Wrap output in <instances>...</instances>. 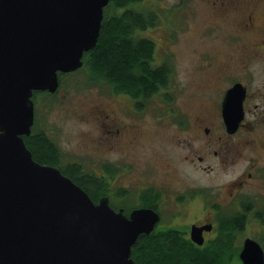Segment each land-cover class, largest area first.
<instances>
[{"label":"water","instance_id":"95a60500","mask_svg":"<svg viewBox=\"0 0 264 264\" xmlns=\"http://www.w3.org/2000/svg\"><path fill=\"white\" fill-rule=\"evenodd\" d=\"M109 0H0V264H136L132 244L159 220L155 210L115 209L94 201L60 168L32 157L23 135L34 121L32 93L54 92L58 74L83 64L97 42ZM243 88L224 94L230 131L242 117ZM190 236L203 242L202 230ZM241 264H264L252 237L242 241Z\"/></svg>","mask_w":264,"mask_h":264},{"label":"flooded vegetation","instance_id":"af4514ba","mask_svg":"<svg viewBox=\"0 0 264 264\" xmlns=\"http://www.w3.org/2000/svg\"><path fill=\"white\" fill-rule=\"evenodd\" d=\"M161 2L155 3L157 7L149 9V12L154 17L153 25L161 30H166L163 40L176 41L177 37L173 34L171 25L173 26L177 14H184V18L189 17L188 22L196 5H203L213 15L214 22L209 27L207 39L209 41L220 40L224 52L227 54V60L219 68H216L213 61L208 63L210 68L209 78L213 89L210 94H199L204 100L208 101V105L196 106L193 110L188 111L183 109V104L178 95L176 97L170 95L169 91L173 88L170 87L169 81L165 86L159 88L157 94H163V101L165 102L163 106L167 110L164 119L160 120H163L168 129L174 131V146L180 152L179 158H176L172 154L174 147L172 149L162 148L167 162L163 179L160 182L153 180V182L142 186L136 185L129 178L128 183L129 186H132L131 189L126 188V190L119 191L117 194L118 189L113 187L114 181L110 182V178L115 174V170L122 169V165L123 168L125 167L127 157L122 164H102L97 168L103 171L102 166H105L104 172L95 174L103 176L104 180L106 179L105 185L108 192L106 196L113 208L119 209L121 207L128 212L133 208H151L159 216L153 230L175 227L178 229V237L182 238L185 244H191L192 247L196 245L207 247L222 232L221 227L214 224L219 203L217 205L209 202L205 196L200 194V197H198L195 192H177L178 188L173 187L174 184L171 181L172 173L181 177L180 165L182 164L194 167L206 174L212 173L214 169L215 171H219V169L237 171L235 178L229 180L226 189L234 198L232 204L237 208V217L240 216L242 219L240 227L245 224V219L252 215L253 211L257 215L261 213L263 215L257 219L258 221L261 218L263 219V229L260 233L264 236V209L256 212L254 202L247 203L243 200L248 191H257L261 193L264 199V159L254 156L258 151L264 152V142L260 141L261 136L264 137V0H172L171 3L163 0ZM164 9H166V12L161 13ZM209 56L210 59L214 58V54L209 53ZM152 64L154 66H166L165 62L161 60L155 63L153 59ZM104 82L109 85L106 81ZM234 84H239L243 88L244 97L241 102L243 118L235 129L230 131L222 116V101L225 92ZM197 93L193 91L191 97L196 96ZM119 94L122 93L112 91L113 101L122 102L119 99ZM123 96V99L127 97L129 99L128 112L118 114V112L108 109L109 107L107 108L104 102L97 104L93 109L88 107L87 112L89 114H85L84 119L96 118L102 126V132L100 131L99 136L95 137L93 134H88L92 141L95 142L96 139L102 142V134H104L106 135L105 148L108 146L110 152H120L121 157L127 155L126 152L129 151L128 157L131 161H136V158L137 160L142 158L139 148V146L144 147L141 142L142 129L154 120L146 122L144 118L147 109H149V98L146 102L138 105L137 100L132 99L126 93ZM121 115L128 119L123 120ZM34 123L35 116L29 135L33 132ZM38 131L42 132V130ZM48 138L57 152V161L64 166L65 164L76 165L82 175H94L95 169L90 168L87 170L78 159L65 160L64 162L60 154L61 151L56 146L54 139L50 136ZM134 148L137 149L135 151H138V155L134 152ZM132 166L135 168L133 164ZM186 188L188 187L183 185V189ZM126 197L129 202H124ZM194 197L204 204V208L208 209V214H212V218L204 215L202 219L189 222L190 227L188 223L183 224L184 229L178 227V223L177 226L160 227L166 217L168 219L167 223H174L176 217H178L177 215L183 216L187 204L190 205L189 203L193 202L191 200ZM191 225H210L209 228L201 232V236H203L202 243L199 244L192 240L190 236ZM247 237L255 239L253 235H249L245 236L243 240ZM242 241L239 244L240 248ZM258 243L261 244V242Z\"/></svg>","mask_w":264,"mask_h":264},{"label":"rangeland","instance_id":"374dc122","mask_svg":"<svg viewBox=\"0 0 264 264\" xmlns=\"http://www.w3.org/2000/svg\"><path fill=\"white\" fill-rule=\"evenodd\" d=\"M158 1L161 2L163 0H139L136 3H132L131 7L151 16L154 22L153 14L149 12V9L156 8L157 5L155 3ZM164 1L168 3L172 2V0ZM164 12H166V9L161 11V13ZM188 18H184V14H177L173 26L171 25L173 34L177 37L174 42H168L166 39L163 40L166 30L164 31L155 27L153 23L144 27L143 30H136L134 35L137 37H147L153 42L155 46L153 52L154 62L158 63L159 60L164 61L166 66L171 70L168 78L170 87L173 89L169 91L170 95L175 97L178 95L183 104V109L190 111L196 106L208 105V101L199 96V94L204 93L206 95L210 94L213 89L209 78L210 68L208 63L213 61L216 68H219L223 65L222 63L226 62L227 54H225L220 40L209 41L207 39L209 27L214 24L213 15H211V12L207 8L203 5H196L191 19L187 22ZM209 53L214 54V58L210 59ZM81 68L63 75L61 80L58 81L59 85L57 89L51 92L53 95L38 94L40 91L47 92L46 90L34 91L32 93L35 116L33 130H43L54 139L56 146L61 151L60 154L64 162L65 160L78 159L87 170L90 168L95 169L94 175L99 174L97 172H104L105 166H102L104 168L102 169L103 171L97 168L102 164L106 165L108 163L109 165L111 163L112 165H118L127 159L125 167L123 168L122 165V169L115 170V174L110 178V182L114 181L113 187L118 189L117 194L119 191L132 187L129 186V178L136 185L142 186L153 182V180L160 182L163 179L165 164L167 162L162 148L172 149L174 147L172 150L173 156L179 158L180 155V152L174 146V131L170 130V128L168 129L163 120H160L164 119L165 112H167L165 106H163L165 103L163 101V94H156L148 99L149 109H147L144 118L146 122L154 120L155 123L153 121L152 123H148L146 127H143L141 142L144 144V147L139 146L142 158L139 160L136 158V161H131L128 157L129 151L126 152L127 155L121 157L120 152H110L108 146L105 148L106 135L102 134V142L96 139L95 142L92 141L88 134H93L95 137L99 136L102 132V126L96 118L90 120L84 119L85 114L88 113V107H92L93 109L97 104L104 102L107 108L109 107L108 109H112L118 112V114L126 113L129 106L128 97L123 99L122 93L119 94V99L122 102L113 101L110 86L100 79L91 80L88 77V73L84 69L80 70ZM193 91L198 93L196 96L191 97ZM122 117L123 120L128 119L124 115ZM260 141L264 142L263 136H261ZM135 150L137 149L134 148V152L137 154L138 151ZM254 156L264 159V152L258 151ZM132 164L135 168H133ZM180 169L182 178L175 173H172L171 177V181L174 184L173 187L178 188L177 192H195L198 197H200V194L205 196L209 202L217 205L219 203L214 218L215 226H220L221 221L233 219L238 215L236 206L232 204L234 203L232 202L234 198L231 197L226 189L227 184L230 182L229 180L235 178L237 171H223L220 169L219 171H215L214 169L212 173L206 174L184 164L180 165ZM98 176L99 178H103L101 175L94 177ZM104 181L106 183V179ZM108 184L110 185L109 182ZM183 185L188 188L183 189ZM247 193V196L243 198L244 202H254L256 204V212L263 211L264 199L261 193L257 191H248ZM124 199H126L124 202H129L127 197ZM191 201L193 202L189 203L190 205L187 204L183 216L177 215L178 217H176L174 223H167L168 219L166 217L163 224H160V227L177 226L178 223V227L184 229L185 226L183 224L188 223L189 226V222H193L195 219H202L204 215L212 218V214H208V209L204 208V204L199 199L194 197ZM109 203L111 205L110 200ZM125 213L128 214V211L125 210ZM262 215L261 213L257 215L253 211V214L245 219V224L233 231L234 238L231 244L233 248L240 249L239 244L245 236L253 235L258 242L262 240L263 234L260 232L263 229V219L261 218L259 221L257 219ZM232 261V264H241L237 256L233 257Z\"/></svg>","mask_w":264,"mask_h":264},{"label":"trees","instance_id":"16d2710c","mask_svg":"<svg viewBox=\"0 0 264 264\" xmlns=\"http://www.w3.org/2000/svg\"><path fill=\"white\" fill-rule=\"evenodd\" d=\"M138 1L109 0L104 8L97 42L84 53L80 70L84 69L91 80L106 81L113 92L126 93L140 105L166 85L171 70L168 66H154L153 42L147 37L134 35L136 30H143L153 23L151 16L131 7L132 3ZM65 74L60 72L58 81ZM23 138L35 160L60 168L63 174L80 184L94 201L106 195L102 177L82 175L76 165L64 166L57 161V152L43 130H33L31 135H23ZM241 220L240 216H235L221 221L220 236L207 247L185 244L178 237L175 227L140 234L132 244V258L136 264H232L233 257L239 258V249L233 248L231 244L233 231L241 226ZM260 242L264 248V236Z\"/></svg>","mask_w":264,"mask_h":264},{"label":"bare ground","instance_id":"6f19581e","mask_svg":"<svg viewBox=\"0 0 264 264\" xmlns=\"http://www.w3.org/2000/svg\"><path fill=\"white\" fill-rule=\"evenodd\" d=\"M32 154V153H31ZM80 185V184H79Z\"/></svg>","mask_w":264,"mask_h":264}]
</instances>
